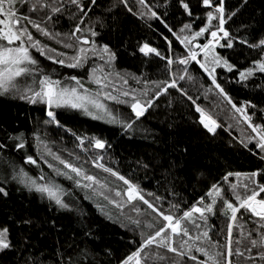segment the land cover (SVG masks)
Returning a JSON list of instances; mask_svg holds the SVG:
<instances>
[{"label":"snow or ice","instance_id":"snow-or-ice-1","mask_svg":"<svg viewBox=\"0 0 264 264\" xmlns=\"http://www.w3.org/2000/svg\"><path fill=\"white\" fill-rule=\"evenodd\" d=\"M248 2L249 0H241L238 7H229L226 0H195V5L192 0H176L182 13L189 17V21L182 23L178 30H174L165 19L171 0H164L163 5H154L149 0H114V3L106 9L107 11L111 12L114 8L123 6L127 12L144 20L145 23L152 20L159 21L171 37H174L171 39L163 32L159 33L167 42V53H162L157 47H152L148 43L139 47V52L145 56L154 54L164 61L168 78L144 81L133 77L137 84H143V88L125 90L118 88L109 79L114 75L122 84L129 83L126 76L112 71L116 54L106 44L102 47L97 46L96 37L99 32L96 26H103V18L97 17L93 20L89 14L93 12L94 7L98 6V0H0V95L10 94L32 105L43 104L47 117L43 121L45 125L55 124L57 127H63L55 110L70 108L81 110L94 120L107 119L113 124L119 123L126 132L134 131V125L150 114L149 109L159 107L156 102L160 97L171 96L170 89L176 90L181 97L196 104L195 99L183 86L178 84V81L186 78L189 82L199 83L190 74V65L195 62L211 82L207 91L214 89L231 106L233 112L238 114L235 126L239 127L242 123L251 129L252 134L241 138L239 143L248 148L252 155L264 161V108H258L250 101H244L238 105L218 82L217 69L237 74L236 83L244 85L256 73L264 74V30L253 35L248 31L251 26L243 25L244 33L237 34L232 31V24L229 23L230 21L235 23L233 18ZM161 6L165 8V11L158 13L156 9ZM25 7L27 13L24 11ZM194 7L203 10L201 15L195 13ZM64 16L73 22L72 27L66 32L55 31L56 24ZM197 21H201L202 26L198 25V30H194L193 25H196ZM29 25L48 40L62 44L64 49H71L75 54L66 56L64 51H57L46 43L42 44L39 39L34 38ZM148 27H152L151 23H148ZM176 44L183 46L184 52H177ZM218 48L229 49L233 52L237 48L241 50L247 48L258 55L251 61L250 66L241 69L227 56L219 54ZM31 49H35V53L39 55H35ZM96 53H100L99 58L102 60L105 56L107 57L103 67L88 65L89 59ZM201 54L202 58H200ZM40 57H44L52 65H59L60 68L70 70L85 68L87 65L91 68L86 73L88 81L90 84L97 85V90L93 91L90 87H86L76 75L69 73L65 76L59 68L50 72L47 66L42 65ZM110 86V91H103ZM105 101H111L116 105H127L130 112L117 114L115 110L109 108ZM168 103L171 105L173 101L169 100ZM249 109H255V111L250 112ZM195 111L199 114L198 123L207 133L215 137L217 129L221 128V123H218L199 105L195 106ZM232 127V124L228 125V129ZM76 139L82 150L89 148L104 150L106 147L102 139L90 138L87 144L83 136L76 135ZM233 139L236 138L233 137ZM9 143L12 144L14 150L19 151L26 148L27 137L24 133L8 134L7 142L0 143V151L8 149ZM41 143L42 138L37 135L38 152ZM250 144L252 148H249ZM184 151L186 152L187 149ZM71 155L73 154L69 153V156ZM42 156L52 173L71 181L75 189L93 192L121 213L124 212L125 207H128L130 212L136 213L134 217L126 216L130 226L123 220L105 213L103 206L97 204L101 214L106 215L108 220L113 223L119 222L121 227H127L133 232V237L128 243L134 245V250L119 258L117 264H149L154 254L159 255L158 252L154 253L153 246L157 250L164 249L167 253L174 254V258L169 259V264H188V261H192L193 264H264V196H261V193H264V169L247 174L227 172L223 176L224 181H228V178L233 175L237 178L245 175L247 178L248 183L242 186L243 193L237 191L239 185L229 186L235 202L229 199L221 185L213 183L206 192L210 203L206 202L205 197H200L196 204L183 210L182 215H176L173 210L180 211L179 202L171 203L165 211L164 197L155 193H147V196L153 199L146 198L139 184L119 174L118 171L105 167L95 157H93L95 167L103 169L116 180L122 181L125 186L123 190H114V196L111 195L113 189L106 180L89 174L82 165L52 152L46 145ZM99 159L103 160V155ZM24 163L39 167L36 159L27 153L24 156ZM143 167L147 168L148 165L144 164ZM9 168L11 171L8 170ZM0 169H2L0 170V199L10 195L9 184L18 183L29 192L34 191L41 197H46L58 211L78 213L83 236L95 239L94 231L84 220L86 213L74 202L72 193L68 189L57 184L50 176H45L42 172L38 178H32L23 167L18 168L8 159L2 162ZM38 181H43V183ZM218 200L221 202L219 208L216 207ZM242 209L258 219L251 222L253 225L251 228L240 225L241 236L234 240L233 226L238 219L243 218ZM145 213L151 216V220L144 219ZM221 215L226 216L230 221L226 223V231L225 229L220 230L225 232L224 244H221L218 239L214 240L210 235L214 225L209 224V219L212 216ZM32 223L31 219L26 218L19 221L10 218L9 223H0V255L15 254L17 264H83L84 258L92 255L87 245H81L78 241L79 234L75 232L63 243L58 240L57 246L51 253H45L30 239ZM24 225L29 226V232L23 231ZM51 227L63 234L55 221L52 222ZM14 229L21 233L18 238L13 237ZM137 230H139V240L136 239ZM174 238L180 239L178 245ZM109 255H111L110 252ZM185 257L187 260L184 259Z\"/></svg>","mask_w":264,"mask_h":264},{"label":"trees","instance_id":"trees-1","mask_svg":"<svg viewBox=\"0 0 264 264\" xmlns=\"http://www.w3.org/2000/svg\"><path fill=\"white\" fill-rule=\"evenodd\" d=\"M154 5H163L164 0H149ZM114 0H98V6L93 8L89 15L95 20L97 17L103 18V26H96L99 35L96 37L97 46L108 45L112 52L116 54L113 61L112 71L126 76L129 80L127 85L122 84L116 77L110 76L109 79L114 82L118 88L125 90L142 89L143 84H137L136 78L144 81H155L168 78V72L165 69L164 61H161L154 54L145 56L139 52V47L148 43L152 47H157L162 53H167V42L160 36V32L169 36L171 34L164 29L159 21L152 20V27L148 23L127 12L123 6L114 8L111 12L107 11ZM195 5V0H192ZM229 7H238L241 0H226ZM135 8V4L133 3ZM158 13H163L165 8L158 7ZM24 11L27 13V8ZM197 15H201L202 9L194 7ZM35 15V14H31ZM168 24L174 30H178L182 23L189 21V17L182 13V9L176 4V0H171L167 7ZM232 31L237 34H243V25H250L248 29L253 35L259 34L264 30V0H249L238 15L233 18ZM73 22L67 16L62 17L56 24L55 31L66 32L72 27ZM87 24V21H86ZM201 21L193 25L194 30H198ZM228 27V25H226ZM29 30L34 38L39 39L42 44L46 43L54 47L57 51H64L66 56L74 55L71 49H64L62 44H56L54 40H48L29 25ZM203 42V38H201ZM35 55V49H31ZM177 52H184L183 46L176 44ZM217 52L227 56L231 62L243 69L250 66L251 61L257 57V53L251 49L237 48L235 52L229 49L218 48ZM100 53H96L88 61L91 67H103L104 60L100 59ZM202 58V55L201 57ZM42 65L48 67L51 72L59 68L65 76L71 73L78 76L84 82L86 87L91 90H97V85L90 84L87 72L91 70L87 65L81 69H65L59 65H52L44 57H40ZM219 73L218 82L222 84L225 90L233 98L234 102L240 105L244 101H250L264 108V74L256 75L247 82L246 85L236 83L237 74L227 73L223 69H217ZM107 74V70L104 73ZM190 74L195 78V82L185 80L178 81V84L195 99L196 104L184 97H181L174 89H170L171 96H162L156 102L159 107L149 109L148 115L142 118L134 125V131H124L119 123H111L107 119H92L91 116L83 113L81 110L70 108L56 109L57 117L63 127H57L55 124L45 125L43 121L47 119L45 115V106L43 104L32 105L12 95H0V143L7 142L8 134L24 133L27 137V146L25 149L16 151L9 143V148L0 151V165L5 159L12 161L18 168L23 167L32 178H38L41 172L45 176H50L57 184L72 193L74 202L86 213L84 220L89 224L95 233V239L83 236L79 224V214L76 212H66L57 210L51 205L46 197H41L39 193L29 192L18 183L8 185L10 195L7 198L0 199V223H9L10 218L19 221L22 218L31 219L30 239L38 248H42L45 253L51 251L57 246V241H65L72 233H78V241L81 245H87L92 255L85 257L83 264H117V260L125 254L134 250V245L128 243L133 237V232L127 227H121L120 223H113L108 220L106 215H102L97 207L100 204L104 212L112 215L114 218L123 220L125 224L130 222L126 216H135V212H130L128 207L121 213L118 209L108 204L101 197L96 196L88 190L75 189L71 181L61 176H56L45 162L42 156L44 146L51 149L52 152L78 163L92 175L101 180H106L113 189L111 195L114 196V190H123L125 187L122 181L105 173L103 169L93 165V157L103 164L124 175L126 178L140 185L146 194L155 193L165 198L164 210L167 211L170 204L179 202L180 211L173 210L176 215H182V211L196 204L200 197H205L206 202L210 199L206 197V192L213 183L221 185L225 194L230 200L234 201L232 193L229 190L230 185H239L237 191L243 193V185L248 183L245 175L237 178L235 175L223 180L227 172H240L242 174L251 173L264 169V161L258 156L252 155L248 148L243 147L239 141L246 138L251 133L246 125L240 124L236 127L238 114L234 113L231 106L223 100L221 96L213 89L207 91L210 86V80L203 73L195 62L190 65ZM63 79V77H59ZM202 85V86H201ZM151 87V84H149ZM111 86L103 91H110ZM173 103L169 105L168 101ZM111 110L117 114L128 113L130 108L127 105H116L111 101H105ZM199 105L203 110L210 114L214 119L221 123V128L217 129V135L213 137L198 123L199 114L195 111V106ZM250 112L255 109H249ZM233 127L228 129V125ZM227 129V130H225ZM231 132V135H229ZM42 138L39 152L37 151L36 136ZM76 135L83 136L87 144L88 139H102L106 143L104 150L92 149L82 150L79 147V141ZM233 137L236 139L234 140ZM252 148V145H249ZM184 149H187L185 152ZM255 150V149H254ZM30 154L37 161L36 165L24 163L25 154ZM69 153L73 155L69 156ZM103 155L104 159L99 157ZM51 159V157H47ZM53 163H55L53 161ZM148 167L144 168L143 165ZM62 167V166H60ZM2 170V169H0ZM11 171V169H8ZM43 183V181H38ZM174 193V194H173ZM264 196V193H261ZM260 197H258L259 199ZM65 199H68L65 197ZM139 206V205H138ZM221 202L218 200L216 207L219 208ZM146 208V206H142ZM242 219L233 226V239H239L242 229L251 228L252 221L257 220L250 212H244ZM198 216V214H195ZM230 215V213H229ZM238 217L240 214L238 213ZM144 219L151 220V216L145 213ZM55 221L57 227L62 229L63 234L51 227ZM247 221V223H245ZM230 222L226 216H212L209 224L214 225L210 235L218 239L221 244L225 243L226 223ZM131 226V225H130ZM158 226V225H157ZM24 232H29V226H23ZM150 231V230H149ZM139 230H137L136 239L139 240ZM20 232L14 229L13 237L18 238ZM176 244L180 243L179 238ZM149 264H169V259L174 258L173 253H167L164 249H155ZM109 252L111 255H109ZM199 257V254H196ZM187 260V257L184 258ZM203 259V257H200ZM235 259V257L233 258ZM0 264H17L15 254L9 253L7 256L0 255ZM188 264H193L188 261Z\"/></svg>","mask_w":264,"mask_h":264},{"label":"rangeland","instance_id":"rangeland-1","mask_svg":"<svg viewBox=\"0 0 264 264\" xmlns=\"http://www.w3.org/2000/svg\"><path fill=\"white\" fill-rule=\"evenodd\" d=\"M202 55V54H201Z\"/></svg>","mask_w":264,"mask_h":264}]
</instances>
